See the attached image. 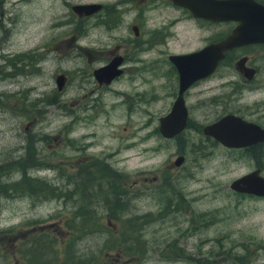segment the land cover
Masks as SVG:
<instances>
[{"label":"rangeland","instance_id":"obj_1","mask_svg":"<svg viewBox=\"0 0 264 264\" xmlns=\"http://www.w3.org/2000/svg\"><path fill=\"white\" fill-rule=\"evenodd\" d=\"M55 7L53 0H0V54L24 52L35 45L38 52L37 64L33 68L22 66L17 73L0 56V162L9 153H21L23 137L29 133L40 155L37 166L47 163L37 170L40 177L64 183L63 175L58 174L60 169L68 174L70 163L82 156L112 151L109 161L122 174L120 186L128 189L132 177L144 182L141 177L162 172L174 177L175 189H180L184 201H180L178 210L165 207L158 211V194L174 197V192L161 187L158 193L153 189L156 181L150 188L136 186L134 196L121 192L115 198L78 192L67 197L62 195L68 192L62 185L53 194L34 193L22 182L15 185L7 181L15 189L0 195V264H194L196 249L198 264H264V196L237 193L228 186L232 178L254 165L252 158L238 147H223L204 138L192 126L182 131L187 136L184 145L176 138L163 139L154 131L157 116L169 106L173 84V78L163 74V66H151L142 72L147 83H140L127 69L126 74L100 91L99 104L102 101L106 105L116 102L113 87L128 89L127 83L132 82L151 88L155 97L148 100V114L128 115L120 104L98 115L93 113L81 98L84 86H90L82 77L91 66H86L74 49L64 53L50 47L77 26L74 20L60 19L62 13L53 17ZM151 54L157 62L162 61L163 55L156 48ZM257 64L251 85L264 87V58ZM58 69L68 74L60 90L53 79ZM239 80L232 61L221 63L209 79L199 81L187 95L191 118L208 120L230 109H238L246 117L257 115L261 108L253 101L258 93L230 87L231 82ZM137 124L139 128L134 130ZM145 128L149 132L139 138L144 144L138 141L124 145L133 133L139 137ZM176 145H183L185 157L178 169L170 171L166 165ZM24 163L15 159V165L5 166L0 182L14 179L18 171L24 170ZM261 172L264 175V165ZM102 175L96 182H102ZM79 208L94 211L92 215L97 218L81 228L80 219L73 215ZM194 213L206 219L205 224H199L191 236L166 242L174 224ZM107 218L111 224L106 223ZM129 218L136 220L135 230L140 229L137 242L130 239ZM182 228H186L184 222ZM187 229L190 232V225ZM123 245L132 246L133 253L126 252Z\"/></svg>","mask_w":264,"mask_h":264},{"label":"flooded vegetation","instance_id":"obj_2","mask_svg":"<svg viewBox=\"0 0 264 264\" xmlns=\"http://www.w3.org/2000/svg\"><path fill=\"white\" fill-rule=\"evenodd\" d=\"M174 1L175 0H53V3L56 4V7L53 9V17L62 13L60 19L74 20L77 22V26L72 28L70 35L62 37L57 43L50 47L57 51H63L64 53H68L70 50L74 49V52H77L78 56L83 58L84 64L88 67L91 66L88 74L82 77L84 82L90 83V86H84V92L81 95L82 99L85 98L84 104L87 107L93 108L92 111L96 115L115 104L122 105L124 112L128 115H132L136 112H138V114H148V100L155 97V95L152 94L151 88L147 90V88L144 89L140 85L134 86L132 82L127 83L128 89L113 87V91H115V95L117 96L115 99L116 102L107 103L106 105H103L102 101L99 104L100 91L107 89L111 83L117 81L126 74L127 69L131 71L130 74L132 76L138 77L140 83H147L146 80L142 79V72L151 66H163V74L172 77L173 84L169 93V106L164 112L157 116V124L154 125V131L161 138H176L179 143L184 145L187 136H184L182 131L184 132L187 126H192L198 131H201L204 138L212 139L215 143H219V141L215 140L210 135L204 134L202 132V126L216 120L227 112L238 115L244 120L264 128V87H255L251 85V81H253L258 71L257 62L264 58V24L261 19V17H264V0H244L253 5H260L261 16L259 18L256 12H249L245 4L243 9L241 7L240 10L241 22L231 18L215 20L202 16H195L187 6L178 4ZM87 2L98 3L99 7L92 12L81 14H77L72 9V6L76 3ZM239 23L244 31L250 30L247 33L249 39L252 40L241 42L240 44L224 49L222 57L217 61L216 66L210 73L192 80L179 93L178 73L170 56L196 51L208 43L221 40L228 36L232 32V29ZM253 34L256 37H252ZM155 48L163 55L161 62H157L155 57L151 54V50ZM0 56H2L1 60H3L4 63L8 62L11 65V70H15L17 73L22 66H31V68H33V66L37 64V45L31 50L28 49L24 52H4L0 54ZM240 58H242V61L238 69L235 63ZM111 59L117 61L114 68L119 69L118 74L114 75L108 82H99L93 75V69L107 63ZM100 60H102V62L96 64ZM231 61L233 68L240 76V80L233 84L231 82L230 87L233 90L236 88L241 90L244 87V90L249 94L258 93V96L253 101V104L256 105L258 109L261 108L257 112V115L254 117H246L243 112L238 109H230L208 120H199L197 118L196 121L192 119L186 101L189 92L199 81L209 79L211 73L214 72L221 63L230 64ZM247 68L251 69V74L249 72L244 73V69ZM58 73L64 75V85L68 77L67 71L58 69L55 74ZM261 80L262 83H264V79ZM179 94L186 110L185 124L172 136H163L158 130V119L171 109L173 101ZM83 109L86 110V107H83ZM147 124H149L148 120ZM24 128L26 129L27 125H25ZM133 128L134 130H138L139 124L135 125ZM149 130L150 129L145 128L140 133L139 137H136V133H133L131 139L124 141V145H128V143L129 146L135 144L140 140L139 138H141L145 132H149ZM89 135L91 134L89 133ZM23 139L25 144L22 146L23 150L21 153L15 156L9 153V155L2 158L0 166L2 165L3 171L5 166L15 163V159L20 160V162H25L23 171H18L14 179L5 181H14L15 184L18 182H22L23 185L27 184L26 188L28 190L30 189V192L53 194L58 192L55 189L62 185L66 191H68L62 193V195L67 197L73 192H78L83 196L109 194L110 197H114V195H118L121 192L128 193V195L132 193L134 196V188H136V186L139 187L142 184L145 188H150L151 183L156 181L158 184L153 187V189L159 190V188L162 187V189L168 190L169 193L174 192V197L171 194L168 197H163L162 194H158L159 200L155 199L158 211L165 207L178 210L180 209V201H184V196L180 189H175L176 181L174 182V177L166 176V174L162 172H158L156 175H151L149 177H141V180L144 182H141L138 177H132L128 184V189L124 186H120L119 182L122 180L119 176L122 174L118 173V169L113 167L109 161L112 151H108L101 155L89 153L88 155L82 156L81 160L70 163V171L68 174L65 171L62 172V169L58 171L59 175H63L64 183L56 184L53 178L44 175L40 177L38 174L37 170L46 166L47 163L42 162L37 166L36 160L40 155L38 154L37 146L35 147L33 145L34 137L32 134L28 133ZM35 141H37V138ZM88 142V140H84L85 145H87ZM144 142L145 141H139L140 144H144ZM183 145H176L175 154L167 162L166 167L170 171H175V169L181 166L185 157L184 151L182 150ZM223 147L228 148V146L224 145ZM86 148L87 147H82L84 151H87ZM238 148L253 160L254 165L248 171L258 168L259 173L262 174L261 169L264 165V159L261 160L260 157L264 158V138ZM176 156L182 157L181 161L177 164L174 163ZM71 169L74 171L72 172ZM33 170L35 171L33 172ZM102 174H105V178L102 182H96V178ZM69 185H72V188H68L67 186ZM161 192L160 189L158 193ZM244 194L253 195L250 193ZM106 198L107 197H104L105 200ZM111 205L113 208L116 206L112 203ZM200 218L201 215L199 213H194L191 217L187 216L184 220L180 219L174 224L173 229L170 230V235L166 238L168 240L163 239V241L166 240V242L169 243L172 240L180 241L183 235L191 236L194 229L197 228L199 224H205L206 219ZM183 222L186 224L185 230L182 228ZM106 223L111 224L110 219L107 218ZM135 223L136 220L129 218L128 228H130L131 231L130 239L137 242L141 232L140 229L137 231L135 230ZM189 225L191 229L190 232L187 229ZM193 257L194 264H198V249L195 250ZM240 264H244V262Z\"/></svg>","mask_w":264,"mask_h":264},{"label":"water","instance_id":"obj_3","mask_svg":"<svg viewBox=\"0 0 264 264\" xmlns=\"http://www.w3.org/2000/svg\"><path fill=\"white\" fill-rule=\"evenodd\" d=\"M174 2L187 6L195 16L215 20L231 18L241 22L240 10L241 7L243 9L245 4L249 12H256L259 18L261 16L260 5H253L244 0H175ZM98 7V3L87 2L76 3L72 6V9L77 14H81L92 12ZM261 19L264 24V17H261ZM248 31H244L239 23L228 36L221 40L208 43L196 51L171 55L170 59L178 73V92L180 93L192 80L210 73L216 66L217 61L222 57L224 49L252 40L248 37ZM253 36L255 35L253 34ZM241 61L242 58L236 61V68L239 69ZM116 62L115 59H111L107 63L94 68L93 75L99 82H108L119 72V69L114 68ZM247 72L251 74V69H244V73ZM64 79L62 73L54 75L55 86L58 90L61 89ZM158 120L159 132L167 137L172 136L184 126L186 110L180 94L173 101L171 109L165 115L160 116ZM202 132L228 147H241L264 138V128L248 122L231 112L224 113L216 120L204 124ZM181 158V156H176L174 163H179ZM228 186L234 191L264 196V175L259 173L258 168H254L232 178Z\"/></svg>","mask_w":264,"mask_h":264},{"label":"trees","instance_id":"obj_4","mask_svg":"<svg viewBox=\"0 0 264 264\" xmlns=\"http://www.w3.org/2000/svg\"><path fill=\"white\" fill-rule=\"evenodd\" d=\"M0 78H2V74H1ZM1 163H2V158H1ZM13 164L15 165V163H13ZM0 173H2V165L0 166ZM12 183L15 184L14 181H12ZM15 185H19V182ZM24 186H27V184H25ZM9 189H15V188H10L9 182H6V183L0 182V195H2V193L4 195H7L6 192H8ZM29 191H30V189H29ZM93 212L94 211H88L87 208L86 209H80L79 208L74 212L73 215H74V217H77L80 219L81 228H83L84 226H86L85 224L90 221V219L97 218L96 216L93 217L94 216V214L92 215ZM91 215H92V217H91ZM107 216H113V215L111 213H108ZM122 237L125 238V236H122ZM109 244L113 245V244H115V242H110ZM123 246H124L123 249L126 252L133 253L132 246H130V245H123Z\"/></svg>","mask_w":264,"mask_h":264},{"label":"bare ground","instance_id":"obj_5","mask_svg":"<svg viewBox=\"0 0 264 264\" xmlns=\"http://www.w3.org/2000/svg\"><path fill=\"white\" fill-rule=\"evenodd\" d=\"M2 73V72H1ZM3 75V74H2ZM1 76V75H0Z\"/></svg>","mask_w":264,"mask_h":264}]
</instances>
